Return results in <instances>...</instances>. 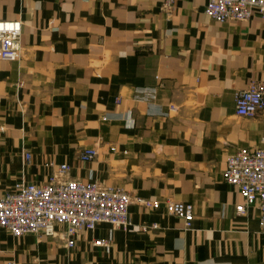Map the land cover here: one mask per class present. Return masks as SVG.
<instances>
[{
    "label": "crops",
    "instance_id": "0c3cea01",
    "mask_svg": "<svg viewBox=\"0 0 264 264\" xmlns=\"http://www.w3.org/2000/svg\"><path fill=\"white\" fill-rule=\"evenodd\" d=\"M207 1L175 0L169 15L164 0H0V18L23 23L21 58H0V194L67 164L65 179L157 204L134 201L129 229L100 223L72 248L0 226V264H264L260 210L238 213L240 189L223 178L229 155L264 147V113L235 105L264 81V19L220 23ZM86 148L97 157L81 159ZM168 200L194 205L191 229Z\"/></svg>",
    "mask_w": 264,
    "mask_h": 264
},
{
    "label": "built area",
    "instance_id": "2783aa9c",
    "mask_svg": "<svg viewBox=\"0 0 264 264\" xmlns=\"http://www.w3.org/2000/svg\"><path fill=\"white\" fill-rule=\"evenodd\" d=\"M175 0H164L163 8L171 15ZM205 14L214 21H247L258 15L264 19V0H208ZM23 31L21 20L0 18V58L17 60L22 56L20 38ZM236 114L255 117L264 113V81L253 79L246 89L235 92ZM171 109H175L171 105ZM109 115H103L108 120ZM264 141V137H263ZM98 155L96 148L83 149L79 156L91 161ZM30 159V154H27ZM67 164H61L58 175H53L43 185L17 183L13 190L0 194V226L14 236L28 233L44 234L66 240L68 247H74L76 238L84 229L94 230L100 223H109L113 229L127 230L132 225L129 206L138 201L148 209L157 207L149 199L135 198L122 187L103 185L91 177L89 181L77 178H63L68 172ZM224 180L237 185L245 201L236 207L244 213L248 206L260 210V227L264 234V147L242 148L227 158L223 171ZM166 208L170 215L183 220L185 229L192 228L195 218L192 203L168 200ZM63 227L62 231L57 226ZM159 225H144L143 230L157 229ZM111 239H95L94 245L110 248ZM0 243V263L2 261ZM7 264H17L8 261Z\"/></svg>",
    "mask_w": 264,
    "mask_h": 264
}]
</instances>
